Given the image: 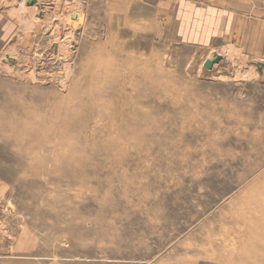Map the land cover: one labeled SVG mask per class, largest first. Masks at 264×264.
<instances>
[{
  "label": "rangeland",
  "instance_id": "374dc122",
  "mask_svg": "<svg viewBox=\"0 0 264 264\" xmlns=\"http://www.w3.org/2000/svg\"><path fill=\"white\" fill-rule=\"evenodd\" d=\"M36 2L0 0V264H264V0Z\"/></svg>",
  "mask_w": 264,
  "mask_h": 264
},
{
  "label": "crops",
  "instance_id": "0c3cea01",
  "mask_svg": "<svg viewBox=\"0 0 264 264\" xmlns=\"http://www.w3.org/2000/svg\"><path fill=\"white\" fill-rule=\"evenodd\" d=\"M215 15L218 17L217 20ZM223 16L224 11L215 6L210 8L207 5L204 7L194 5V45H209L215 37H222L225 28Z\"/></svg>",
  "mask_w": 264,
  "mask_h": 264
},
{
  "label": "water",
  "instance_id": "95a60500",
  "mask_svg": "<svg viewBox=\"0 0 264 264\" xmlns=\"http://www.w3.org/2000/svg\"><path fill=\"white\" fill-rule=\"evenodd\" d=\"M28 4L33 5L36 4L40 9L42 8V5L37 4L36 0H27ZM220 61V56H217L213 60H205L204 61V67L207 71L211 70L215 63H218Z\"/></svg>",
  "mask_w": 264,
  "mask_h": 264
},
{
  "label": "bare ground",
  "instance_id": "6f19581e",
  "mask_svg": "<svg viewBox=\"0 0 264 264\" xmlns=\"http://www.w3.org/2000/svg\"><path fill=\"white\" fill-rule=\"evenodd\" d=\"M39 8V7H38ZM76 16V15H75ZM79 17V16H78ZM76 18V17H75ZM80 18V17H79ZM78 20V19H77ZM79 22V21H78ZM36 25V24H35ZM76 27V26H75ZM76 29V28H75ZM67 43H68V41H67ZM61 45V44H60ZM27 46V45H26ZM26 57V56H25ZM8 59V62H11V58L10 57H7L6 58V60ZM5 60V59H4ZM16 66V65H15ZM212 68H214V66L212 67ZM32 70V69H31ZM30 70V71H31ZM219 72V71H218ZM33 73V72H32ZM32 73H31V75H32ZM40 75V74H39ZM66 75V74H65ZM40 78V77H39ZM220 79H221V77H220ZM223 79V78H222ZM64 80V79H63ZM25 127V126H24ZM122 133V132H121Z\"/></svg>",
  "mask_w": 264,
  "mask_h": 264
}]
</instances>
